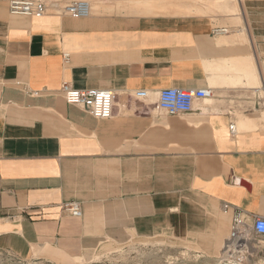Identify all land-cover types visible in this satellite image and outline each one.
<instances>
[{
  "label": "crops",
  "instance_id": "0c3cea01",
  "mask_svg": "<svg viewBox=\"0 0 264 264\" xmlns=\"http://www.w3.org/2000/svg\"><path fill=\"white\" fill-rule=\"evenodd\" d=\"M7 4L0 0V251L79 264L111 242L179 238L213 249L234 207L249 222L264 216L262 33L244 22L245 32L213 34L220 20L211 13L241 22L228 8H96L78 18L62 8L12 15ZM64 82L113 90L111 117L69 104ZM169 87L213 94L168 114L157 101ZM71 201L80 216L63 211Z\"/></svg>",
  "mask_w": 264,
  "mask_h": 264
},
{
  "label": "rangeland",
  "instance_id": "374dc122",
  "mask_svg": "<svg viewBox=\"0 0 264 264\" xmlns=\"http://www.w3.org/2000/svg\"><path fill=\"white\" fill-rule=\"evenodd\" d=\"M6 4L8 0H3ZM44 1V0H43ZM45 3L47 5V13L53 11H61V8L71 0H57ZM101 6L114 5L117 8H124L128 6V0H102ZM163 2L165 0H158ZM93 0H91V3ZM232 1H228L231 3ZM241 3L244 12L235 13L239 16L241 22H234L229 19V17L223 15L220 12H214L209 15L214 16L220 20L218 26H225L228 29H241L245 32V23L250 34L252 33V28L259 31L261 38L264 36V0H243L237 1ZM243 2V3H242ZM181 7L191 5L190 13H197L194 10H205L207 9L205 0H194V2L188 0H179ZM182 4V5H181ZM54 5L55 7H51ZM93 7L91 12L96 11V6ZM101 9V8H100ZM174 9L173 7H168V10ZM183 9V8H182ZM103 10V9H101ZM208 10V9H207ZM105 11L109 13L125 14V15H136L131 13H125V11H112L111 9H106ZM227 231L225 235L224 243H226V236H228ZM246 244V249L248 253H243L242 256L226 251L223 244L220 249V244L223 241V236L215 244L213 249L206 248L204 245L207 242L201 241H187L184 239L177 238L175 241H167L161 238L160 241L155 242H111L101 245V250L97 251V255L89 263H79V264H168L167 256L175 258L174 264H264V244L260 242L258 237L250 238ZM220 250V251H219ZM0 264H55L45 258L35 257L30 260H19L12 255L0 251Z\"/></svg>",
  "mask_w": 264,
  "mask_h": 264
},
{
  "label": "built area",
  "instance_id": "2783aa9c",
  "mask_svg": "<svg viewBox=\"0 0 264 264\" xmlns=\"http://www.w3.org/2000/svg\"><path fill=\"white\" fill-rule=\"evenodd\" d=\"M63 12L72 17H87L89 4L85 0H72L65 4ZM8 11L12 15L37 16L44 15L47 5L42 0H8ZM227 27L215 26L213 34L228 33ZM264 43V36L262 38ZM65 56H67L65 54ZM264 91V84L262 85ZM60 90L69 104L81 107L93 117L105 119L113 113L115 93L111 89H76L69 83H62ZM136 96L144 97L145 91H136ZM209 87L200 88H177L169 87L159 90L157 106L168 114L187 113L193 108V103L198 99H206L212 96ZM231 129H234L233 125ZM228 208V205H224ZM63 211L72 215L80 216L81 209L77 202L71 201L63 205ZM258 237L264 244V216H254L249 222L243 210L234 207L231 213L228 237L226 238V251L242 256L248 253L246 244L250 238ZM168 264H174L175 258L167 256ZM20 260V259H19Z\"/></svg>",
  "mask_w": 264,
  "mask_h": 264
},
{
  "label": "bare ground",
  "instance_id": "6f19581e",
  "mask_svg": "<svg viewBox=\"0 0 264 264\" xmlns=\"http://www.w3.org/2000/svg\"><path fill=\"white\" fill-rule=\"evenodd\" d=\"M48 1L52 2V1H57V0H48ZM71 1H68L67 3L71 2ZM85 1H87L88 4H89V15L87 17H89L90 14H91V10H92V7H93V5H92L93 2L95 4L94 6H96L97 9L106 8V9H111L112 11H115V12L125 11V13L127 12V13H131V14L134 13V14H141V15H153V14H156V13H160V12L168 9L169 6L174 8V9H172V11H174V13H188V12H190L191 7H192L191 5L181 7L180 4H179V0H165L163 2H160L158 0H128L129 4H128V6H126L124 8H117L113 4L112 5H107L106 7L105 6H101V3H102L101 0H93L92 3H91V0H85ZM188 1L194 2V0H188ZM228 1L229 0H205L208 10H211V9H214V8L218 7V8H224V9L228 8L234 13H239V12L243 13L244 12L243 7L241 6V3L237 2V1L241 2L243 0H230V1H232L231 3H228ZM44 2H45V0H44ZM64 6L62 7V12L64 10L63 9ZM46 13H47V11H46ZM44 15H42L40 17H43ZM29 17H37V16H29ZM82 18H86V17H82ZM229 227H230V224H229ZM227 237L228 236H226V238ZM224 240L220 243V244H222L220 249L222 248L223 244H225Z\"/></svg>",
  "mask_w": 264,
  "mask_h": 264
}]
</instances>
